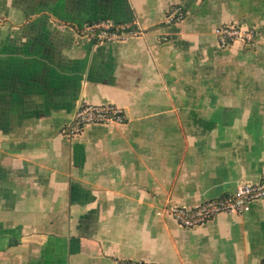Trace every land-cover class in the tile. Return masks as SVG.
<instances>
[{"label":"crops","instance_id":"obj_1","mask_svg":"<svg viewBox=\"0 0 264 264\" xmlns=\"http://www.w3.org/2000/svg\"><path fill=\"white\" fill-rule=\"evenodd\" d=\"M105 19L138 33L84 34ZM228 23L255 44L221 48ZM81 103L125 121L69 136ZM263 179L264 0H0V264H264V198L166 211Z\"/></svg>","mask_w":264,"mask_h":264},{"label":"built area","instance_id":"obj_2","mask_svg":"<svg viewBox=\"0 0 264 264\" xmlns=\"http://www.w3.org/2000/svg\"><path fill=\"white\" fill-rule=\"evenodd\" d=\"M186 11L181 7H172L167 16V22L184 19ZM138 31L129 24H119L105 19L89 23L84 28V34L102 42H117ZM216 34L221 48H227L236 41L247 46L255 44L256 29L238 23H228L218 26ZM125 115L122 109L113 104L81 103L76 108L72 118L66 124L69 136L80 135L89 123L124 122ZM264 198V179L254 183L239 186L233 193L218 198L206 200L194 206L175 205L166 211L179 224L185 227L201 225L219 213H245L258 200ZM119 264H145L137 260H126Z\"/></svg>","mask_w":264,"mask_h":264}]
</instances>
